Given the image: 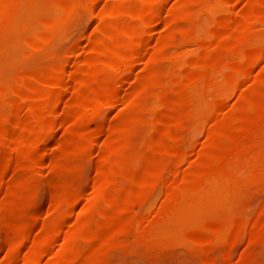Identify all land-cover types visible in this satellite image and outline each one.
Here are the masks:
<instances>
[{
    "label": "bare ground",
    "instance_id": "obj_1",
    "mask_svg": "<svg viewBox=\"0 0 264 264\" xmlns=\"http://www.w3.org/2000/svg\"><path fill=\"white\" fill-rule=\"evenodd\" d=\"M99 1L100 0H56L57 4H55V7L57 10L63 13V16L56 17L49 14V17H44V19L41 21L40 27H33V25L31 26V24L33 19H36V17L33 16H38V14L43 11L41 9V4L44 3H40L38 0H13L10 3H4L0 1V55L5 46H7L8 48L10 47L8 45L9 42L16 43L20 39L23 41V45L20 43L21 41H19L22 46L27 45L26 48H23L25 49L24 51H26V49L29 47L36 51H40L46 44L50 43L54 39V37L56 36L54 35L55 31L58 30L60 25H63L64 23L68 24L71 20H78V6L80 4L85 6L94 4L92 5V7H94L97 5V2L99 3ZM102 1L103 0H101L100 5L103 4ZM108 1H126L127 4L126 6L124 5L125 7L119 14L112 13L106 3L101 8H99L96 17L97 21H99L100 24L96 28L94 27L95 29L92 26L93 31H91V28H89L90 33H86L84 40L81 41L83 43H78L77 45L80 53H82V51H84L86 55L88 51L90 53H93V59L89 61H83V64L77 62L78 59H74V61L76 62H72L73 64L70 67H67V65L62 63L61 60L59 61V57L57 58V54L55 52L56 55H53L54 59L51 60V63L49 65L46 64L47 66L45 68H38L33 70L28 68V71L21 72L13 79H10L11 77L8 79H6V77V80L0 79V188L3 189L4 199L1 198L3 200V203H5V199L9 195L17 194H13L15 189L12 188L11 182H8V180L5 178L7 177L6 175L11 171H15L18 173L30 163L38 165V163L42 160L43 154H36V147L47 139L49 133L52 131V128L57 125L61 126V124L65 126V121L70 114V116H72L73 114L72 112L70 113V110L74 111L72 110V108H74L76 111L77 108L75 107H84V109H86L88 112L86 116L95 120L96 123L99 122V132L101 134H105V139L103 140L101 138L103 142L102 140L99 141L100 148L96 152L97 156H95L96 177L94 178L95 180H93V182L91 183V187H96L97 191L95 192L94 198L92 197V202H88L89 204H85L87 206L84 205V208L81 207L80 209L82 210H78V213L80 211V217L89 216L92 213L94 214L96 211H98L97 205L99 204L100 207L101 205L105 206V208L103 207L105 211H102V213L99 212V222H97L98 224L93 230H80L76 233L75 230L72 231L71 229L69 231H65L64 233L62 232V234H60L61 232L59 233L58 231H54L55 233L53 232L52 235L45 236L46 231L48 230L47 228H45L47 230L42 233V235L44 236L40 243L36 245V242L34 243L33 240V243H31V245L33 246L34 244L38 246V249L40 248L41 250L51 245H54V248L56 246V251H60L57 254L59 255L60 253L61 256L56 259H52L51 261L48 259V261L50 262L47 264H89L99 250H111L121 244H125L128 239H131L136 235H143L156 231L158 223L163 221L169 213L176 210L181 201H184L189 195L201 194L202 192L206 191L207 188L212 187L216 180H234L231 177L241 175L242 169L244 170V168H242V164L244 163V165H246L247 167L250 166L249 171H251V174L249 172L247 174H261L262 176H264V146L260 145V142L264 144V135L262 134L264 132V78L262 79L260 77H257V79L253 76L252 80L250 81V85L251 83L253 85L254 82L252 81L255 78L254 81L255 83H257V86H255L253 90L250 89L251 91H247L245 89L248 87L247 83L245 82L249 81V77L247 78L246 72H248V70L259 59V57L264 54V46L257 45V43L255 42L258 34L262 30H264V12L262 13L263 15L253 17L248 16V18H246L245 15L243 17L241 16V13H238L237 17H242L240 18L242 19V21L239 19L241 21H239L240 23H238V21H233L232 23L230 20H219L216 23L215 28L207 29L206 27L203 26L204 28H202L201 26L199 28L196 27L193 29H185L184 32L182 31L183 40L181 46L179 45L180 47L177 49V53H175L178 59L177 61L185 59V57H187L190 53L194 54L193 52L195 50L193 49V46V48L191 49L192 51L187 48L189 44L194 45L198 48V50H202L203 53L199 56H196V54L192 55V57L186 61L181 60L184 64H187L189 65V67L191 66L193 69H195L196 72H192L191 70L193 69L191 68H189V70L191 69L190 71L192 73H188V70L184 73L177 72L176 70V72H174L172 76V88L176 90L177 93H183L186 96V100L179 103L162 101L161 107L162 109L171 113L175 112L187 117L194 116L196 115L197 109V106L195 105L196 100L197 98L201 99L202 96H204L206 98H210L209 101H207L206 99L207 103L203 105L200 104V106L202 105L200 107L201 114L206 115L210 113L215 107L213 106L214 102L212 103L215 95L223 96L225 94V91L230 89V87H232L233 85H236L238 81H245L242 84H246L247 87H244L246 91H240V100L238 101V105H234V108H232L231 110H227V113L222 114L221 116L219 115L221 114V112L219 113L217 111L219 113L218 114L216 112L219 115H217L218 120L220 117L221 119H225L221 122L216 121L217 123L214 121L215 124H212L213 126L211 125L212 129L208 131L207 136V140L209 143L207 148H210V152L212 149L222 152L221 154H234L236 152H244V163L241 164L239 162H234L236 159L234 161H229L224 155V157L228 161L211 159L201 168H199L194 175L188 174L187 172H184L180 175L178 166L184 158V153L182 150H176L175 147H173V143L179 140L185 125L184 121L182 120V122L180 120L173 121L170 117H168L165 119V121H163L158 134L162 137L168 138L171 141L172 145L169 147L170 149L166 151H168V154H170L174 161L172 162L170 168V176L168 178H164V203L161 209L154 214L153 218L146 224L142 223V218H144V215L141 212V208L145 206L148 195H150V193H152L158 187L160 181L163 180V170L148 172V170L145 169L146 167L144 168V166V169L142 170H137L135 168L136 166H131L132 168L128 172L126 171L122 173L116 187L107 189L101 188L103 187L102 182H104V180H102L101 182V175L103 176L105 174L104 177L107 175L109 176L116 168L121 167L123 164L127 165L131 162V153L116 155L113 150L114 141L120 139L121 135L123 134L122 132L124 131L123 128H121V124L119 125L117 124V122L109 123V119L108 123H106L105 121L100 122V117H102L107 110L112 109V107L117 102L120 101L119 103H122L121 101L124 100L121 92L120 94L118 92V82L126 79L128 80L129 78L133 79L132 74L135 78L136 74L133 72L136 66H139L138 69L141 70L142 67H145L143 65H146L147 67L149 65L151 67L150 64L152 63L163 60L167 61L166 59H169V55L175 57L174 54H169L170 51H168V47L171 46L168 45L170 41L168 38H166L165 35H163L165 36V38L157 37L158 39L154 40L155 37L153 38L152 33L153 26L158 25L157 23L160 22H162L163 27H168L170 25L175 26L173 25L175 21L183 16H188L190 14L192 15L194 12L208 13L214 7L226 4L224 0H187L183 4H180V0L179 2H170L171 4L169 3L170 5H167L166 7L168 8V10L166 9V12L165 9H163L165 6L161 8V4L164 0ZM48 2H50V0ZM48 2H46V4ZM247 3L249 5V2ZM230 4H232V2H230ZM260 6L258 5V7ZM113 7L111 9H113ZM247 8L250 9L249 7ZM93 9L95 8H92V12ZM114 9L118 8L115 7ZM160 9L164 10L163 20H161L162 17L160 18ZM249 11H251V9ZM246 12L244 14H246ZM44 14L46 15V12ZM92 15L95 16L94 13H92L90 16L91 18H93ZM189 17L190 16H188V18ZM75 18L77 19L75 20ZM94 19H92L93 22L96 21H94ZM195 19L197 20V18ZM227 19H229V17H227ZM180 21L181 20H179L178 22L176 21V23L179 24ZM97 23L98 22H96V24ZM189 25H191V23ZM191 26L193 27V25ZM167 33L169 34L168 31ZM224 39H231V41L233 39L235 43L232 46H225L223 43L224 41L222 42V40ZM244 43H247L250 46L253 45V47L251 48L252 50L249 51L248 54H246V59H243L244 57L242 56L241 51V47L244 46ZM19 48L22 49V47ZM169 49L171 50V48ZM210 49H214L216 52L213 55H209L210 53L208 52L210 51ZM8 51L9 49L7 50V52ZM12 51L13 50H11V52ZM48 52L49 51H47V53ZM75 52L79 53L76 50ZM93 54L88 55L91 56ZM30 55L31 53L28 56ZM22 56H25V58L27 57L25 52L20 54L21 58ZM49 58H51V56ZM46 59L48 58L46 57ZM63 59L64 58L62 57V60ZM79 61H82V58ZM5 63L6 62H3V65ZM159 64L161 63L159 62ZM6 65L7 64H5L4 66ZM177 66L179 69V67H181V62L177 64ZM101 68L108 69L109 74L106 77L107 79H104L106 82L102 81L104 82V84L95 86L94 84L96 82L94 83V81H92L93 78L91 76L94 77L95 73L97 74V72ZM7 70L8 69L5 68V72ZM262 75H264V73H262ZM246 78L247 80H244ZM149 79L152 78L149 77ZM110 81L113 82L112 86H108V83ZM128 81L130 84L131 80ZM154 81L155 88L153 90L149 87H146L144 89L143 86V90L139 93V95L136 92L137 89L136 91L134 90L135 94H133L134 92L131 93V91L133 90V86H130L129 88L126 87L128 91L132 88L130 90V95H138V98L135 101H133V99L129 97V99L132 100L129 106L131 107V110L144 109L145 107L142 100L145 97L147 98L149 95L154 94L157 89L163 87L160 81ZM123 91L125 93V90ZM89 93H91L92 96H89ZM222 100L223 98L217 101V103L221 102ZM126 101H124V103H126ZM123 105L124 104H121L122 108ZM73 118H75V116H73ZM81 118L86 117L82 116ZM71 120L73 119L71 118ZM67 121L66 123H68ZM120 121L122 120L120 119ZM234 122L243 123L244 126H234ZM254 135L257 137L254 138ZM58 136H60V134ZM58 136L56 135V137L53 139L55 145L59 144L60 142L61 137ZM96 141H98V138ZM97 146L99 145L97 144ZM156 150L163 151L164 147L159 145ZM52 152L55 153L54 150ZM149 152L152 153L153 151ZM136 162L134 161V163ZM105 166H107V170ZM155 166L159 165L154 164V167ZM159 167L161 168V166ZM11 176H13V174ZM13 187H15V184ZM55 189L56 188L52 186L50 191V198L54 200H56L57 198ZM72 203L69 205L70 212L72 211L73 207H75L73 206V204L75 205V203ZM76 212L75 217L78 214ZM263 220L264 214L260 213L254 220L250 221L248 227H246L244 224H241L238 227L237 239L244 240L246 244L250 246L253 244L258 245V243L264 242V235L257 239L251 236V231L254 230V228L257 227ZM115 224L121 225V232L114 235L107 234V229L112 225L115 226ZM15 227L10 226L9 228L6 227V229L3 228V231L0 233V240L3 244L9 245L10 241L13 240L12 238L18 233L20 229L18 230V226ZM225 231V225H221L215 230H210L208 233L209 236H207L208 240L206 239V245H211L213 241L217 237L224 234ZM38 233H40V231ZM58 237H61L60 241L58 240ZM39 238L41 239V237ZM80 243H84L86 245V251L83 255L80 253ZM13 251V255L18 256L15 252L17 250L14 249ZM28 253L29 251L27 252V254ZM40 254L41 253H39L38 251H36L35 253H31V255L28 254L29 256L25 261L23 260V258H25L24 254L23 256H20L23 257L21 261H23L24 264H39ZM4 257H6L7 261H9L7 256ZM12 258L13 257L11 256V259ZM14 258L15 260L18 259H16V257ZM4 259L5 258H3V260ZM44 263L46 264V262ZM5 264L8 263L6 262ZM9 264L11 263L9 262Z\"/></svg>",
    "mask_w": 264,
    "mask_h": 264
},
{
    "label": "rangeland",
    "instance_id": "obj_2",
    "mask_svg": "<svg viewBox=\"0 0 264 264\" xmlns=\"http://www.w3.org/2000/svg\"><path fill=\"white\" fill-rule=\"evenodd\" d=\"M0 1L4 3L6 2L10 3L13 0H0ZM38 1L40 3L41 2L44 3L41 4L42 6L40 5L41 9L43 10L42 11L43 13L41 12L40 14H38V16H33L36 17V19H33L31 26L33 25V27H40L41 21L44 19V17L45 18L49 17L48 16L49 14L54 15L56 17L63 16V13L57 10L55 7V4H57L56 0L53 1L50 0V2H48L49 0L46 1L38 0ZM174 1L179 2L180 0H173V1L164 0L161 4V8L165 6L163 9H165V11L166 9L168 10V8H166L167 5H170L171 4L170 2L174 3ZM185 1L187 0H181L180 4H183ZM46 2L48 3L46 4ZM102 2L103 4L100 5L101 4V0H100L99 3L97 2V5L95 4L96 6L94 7H92V5L94 4L92 5L89 4L90 6L88 5L85 6L80 4L78 6V16H77L78 20H76L77 18H75L76 21L73 20L74 21L73 22L71 20L69 22L70 25L69 23L68 24L64 23L65 25L64 24L60 25L58 30L55 31L54 35L56 36L54 37V39L50 43L46 44L44 46L45 48L43 47V49H41L42 51L41 50L36 51L30 48L29 46L28 47L30 49L27 48L26 51H24L25 49L23 48H26L27 45L22 46L23 41L21 39L18 40L16 43L9 42L11 43V44L8 43L10 47L8 48L7 46H5L0 55L1 56L0 79L6 80L10 77H11L10 79H13L21 72L28 71L29 70L28 68H30L31 70L38 68H45L47 65L51 63V60L54 59L53 55L55 54V52L57 54V58L59 57L58 58L59 61L61 60V62L67 65V67H70L74 62H76L74 61V59H78L77 62L81 64L84 63L83 61H89L93 59L94 58L93 53H90L88 51L86 55V53H84V51L82 50H81L82 53H80V51L77 48V45L78 43L79 44L83 43L81 41L84 40L86 33L87 34L90 33V30L93 31V28L94 27L96 28L100 24L99 21H97V17H96L99 8H101L106 3V5L110 8L112 13L119 14L127 4L126 1L109 2L108 0L107 1L103 0ZM224 2L226 3L225 5L222 4L221 6L214 7L208 13L194 12L192 14L193 17L191 14L188 15L190 16L189 18L188 16H183L178 20H176L177 22L181 20L179 24L176 23L175 21V23L173 24L175 26L172 25L168 27L164 26L165 27L164 28L162 26V22L157 23L158 25H154L152 29L153 38L155 37L154 40H157L158 39L157 37L165 38L166 36V38H168L170 41L168 46H171L168 47V51H170L169 54L175 55V53H177V49L181 46L183 40L182 31L184 32L185 29L186 30L193 29L196 27L199 28L201 26L202 28L206 27L207 29L215 28L216 23L219 20H224V21L230 20L232 23L233 21L236 22L238 21V23H240L242 21V19H240L242 18L241 16L244 17L245 15L246 18H248V16L253 17L258 15H263L262 13L264 12V0H256V2L255 0H249V1L224 0ZM230 2H232V4H230ZM247 2H249V5ZM258 3H260L261 6ZM257 4L260 7H258ZM45 6L46 9L48 8L47 11L45 9ZM112 7L113 9H111ZM115 7L118 9H114ZM247 7H249L251 11H249L250 9H248ZM92 8H95L93 9V12H92ZM163 9L162 10L160 9V18L162 17L161 20H163V13H164ZM52 11L53 13L54 12L55 13L53 14ZM45 12L46 15L44 14ZM91 12L94 13L95 15V16L92 15L93 18L90 17L92 14ZM245 12L246 14H244ZM238 13H241V16L239 18L237 17ZM194 14L195 15L197 14L196 17ZM227 17H229V19H227ZM182 18L184 19V21ZM195 18H197L198 21ZM92 19L96 21L93 22ZM96 22L98 23L96 24ZM188 22L189 24L191 23L193 27L189 25ZM189 26L192 28H190ZM154 27H155V32H154ZM89 28L91 29L89 30ZM167 31L169 32V34L167 33ZM161 35L162 36L165 35V36L162 37ZM19 41H21L20 43L22 45L19 43ZM229 41L233 43H230ZM222 42L224 43L225 46L227 45L232 46L235 43L233 39L232 41L231 39H224L222 40ZM255 42L257 43V45L264 46V30H262L258 34V37L256 38ZM19 47H22V49H20ZM252 47L253 45L250 46L249 44L244 43V46L241 47L242 56L244 57L243 59H246L245 56L246 54L249 53V51L252 50L251 49ZM169 48H171V50ZM187 48L190 51H192L191 49L193 48L195 51L193 50L194 54L190 53L191 55L189 54L187 57H185V59H181L183 61L190 59L192 55L196 54V56H199L203 53L202 50L200 49L198 50L197 47L191 44H189ZM8 49L9 51L7 52ZM11 50H13L14 52L13 51L11 52ZM75 50L78 51L80 55L79 53H76ZM47 51L49 52L47 53ZM24 52L26 53L27 57L25 58V56H22L21 58L20 54ZM29 52L31 53L30 56H28L30 54ZM215 52L216 51L214 49H210L208 53H210L209 55H213ZM88 54H93V55L90 56ZM50 56L51 58H49ZM80 56L82 58V61H79L81 60ZM46 57L48 59H46ZM62 57L64 58L63 60ZM166 60L167 61L165 60L159 61L161 64H159V62L152 63L156 67L153 66L152 64H150L151 67L149 65L148 67L146 65H143L145 67L144 68L142 67L143 69L141 68V70H139L138 69L139 66L138 67L136 66L133 72L136 74L135 78L132 74L133 79L131 78L128 79L132 81V82L130 81V84L127 79L118 82L119 83L118 92L119 94L121 92V95L124 98V100L122 99L123 101H121L122 103H119L120 101L117 102L113 106L114 108L112 107V109L107 110L105 114L102 117H100V122L105 121L106 123H108V119H109V123L117 122V124L119 125L121 124V128H123V130L125 131L122 132L123 134L121 135L120 139L114 141L113 144L114 153L116 155L131 153V159H130L131 162L127 164L130 167L123 164L121 167L116 168L109 176L107 175L104 177L105 174L103 176L102 175L100 176L101 182L102 180H104V182H102L103 185V187H101L102 189L116 187L118 185V182L120 180L119 178L122 175V173L126 171L128 172L133 166L134 167L136 166L135 168L137 170L140 169L142 170L146 167L145 169H147L148 172L163 170V180L160 181L158 187L152 193H150V195H148L145 206L141 208V212L144 215V218H142V223L144 224H146L149 220L153 218L154 214L161 209L164 203L165 200L164 178H168L170 176V168L172 162L174 161V159L170 156V154H168V151H166L170 149L169 147L172 145L171 141L168 138L162 137L158 134L163 121H165V119L168 117H170L173 121H177V120L184 121L185 127L182 132V135L180 136L179 140L173 143V147H175L176 150H182L184 153V158L179 163L178 166L180 175L183 174L184 172L194 175L199 168H201L211 159L219 160V161L221 160L234 161L236 159L234 162H239L242 164L244 163L243 162L245 155L244 152H240V153L236 152L234 154H225V153L221 154L222 152H219L215 149H212L213 151L211 150L210 152V148L209 149L207 148L209 145L207 140L208 131L212 129L211 125L212 124L214 125L216 121L221 122L225 119V118L221 119L220 117L218 120L219 115L221 116L222 114L227 113V110H231L232 108L235 107L234 105L236 104L238 105L239 103L238 101L240 100L239 95L241 90L242 91L245 89L247 91L253 90L255 86H257V83H255L254 81L255 78L257 77H260L262 79L264 78V75H262V73H264V66H263L264 54H262L259 57V59L256 61V63L248 70V72H246L247 78L249 77L248 78L249 81L246 82L243 81V82L247 83L248 87L246 86L245 83H244L245 85L242 84L243 82L240 80V82L238 81L236 85H233L232 87H230V89L226 90L223 96L215 95L214 99L212 100V103L214 102L213 106L215 107L210 113L206 115L201 114L200 107L203 104L207 103V101H209L210 98L209 97L206 98L204 96H202L203 99L197 98V100L198 99L199 100L197 101L195 99L196 100L195 105L197 106L196 115L187 117V116H182L175 112L171 113L162 109L161 102L167 101L170 103H179L185 101L186 96L183 93L180 92L177 93L176 90L172 88L171 86L172 76L174 72H176V70L177 72H182V73L187 72V70L189 71L188 73H192L193 71L196 72V70L193 69L191 66L189 67V65L184 64L181 60L177 61L178 59L176 55L175 57L169 55V59ZM3 62H6L5 64L7 65L4 66L5 64L3 65ZM178 62L179 63L181 62V67H179L180 70L178 69L177 66V64H179ZM182 64H184L185 66ZM261 66L263 71L261 70ZM5 68L8 69L6 71L8 74L5 72ZM189 68L193 69V70L190 69L192 72L189 70ZM108 72H109L108 69L101 68L97 72V74L95 73L96 76L93 74L94 77L91 76L93 78L92 81H94V83L96 82L95 84L94 83L93 84L95 86L104 84V82L102 81H105L107 79L106 77L109 74ZM253 76L255 77L254 80L252 81L254 83L253 85L252 83L250 85V81L252 80ZM149 77H151L152 79H149ZM247 78L244 80H247ZM154 80L160 81L163 87L157 89V91L154 94H151L147 98L145 97L142 100L145 107L144 109H139V110L134 109L135 111L131 110V107H129L130 103L132 102L131 99L135 101L138 98L139 93L143 90V86L144 89L146 87L147 88L149 87L150 89L153 90L155 88ZM98 82H100L101 84ZM112 85L113 82L110 81L108 83V86H112ZM130 86H133V90L131 91V93L134 92L133 94H135V91L137 89L136 92L138 95L137 94L130 95L131 94L130 90L132 88L129 89V91L126 88V87L129 88ZM122 87L123 90H125V93L122 90ZM244 87L247 88L244 89ZM88 95L92 96L91 93H89ZM129 97H131V99H129ZM125 98L126 99L128 98L127 101ZM222 98L223 100L217 103V101H219ZM124 101H126V103H124ZM121 104H124L125 106L123 105L122 108ZM200 104L202 105L200 106ZM119 105L121 106V108ZM75 108H77L76 111L74 108H72V110L74 111L70 110V113L72 112L73 114L72 116H70L71 114L69 113L70 115L67 118V120L68 119L69 120L68 121L66 120L68 123H66L65 121L64 123L65 126L62 124L61 126L56 124L57 126L52 128V131L49 133L47 139L36 147V154L38 155L43 154L42 160L39 162L40 164L38 163V165L37 164L35 165L33 163H30L18 173L15 171H11L6 175L7 177H5L8 180V182H11L12 188L15 189L13 194L14 193L17 194L9 195L5 199V203L7 202L5 204L2 202L3 201L2 199H4L3 189L0 188V204H1L0 233L3 231V228L6 229V227L9 228L10 226L11 227L18 226L19 227L18 230L19 229L20 230L12 238L13 240L11 239L12 241H10L9 245L3 244L0 240V264H5L6 262L8 264L9 262L11 264L23 263V261H21L23 257L20 256H23L25 254L24 256L25 258H23V260L25 261L26 258L29 255H31V253H35L36 251L41 253L39 255L40 257L42 256L41 258L39 257V261H40L39 264H45L44 262H46V264L49 263L52 259H56L59 256H61V254L60 253L59 255L57 254L60 251H56L57 248L56 246L54 248V245H51L53 247L51 246L46 247L43 250H41L40 248L38 249V246L36 245H38V243H40V241L42 240L44 236L42 235L43 232H45L48 229L46 231L45 236H49L52 235L54 231L55 232L58 231L59 233L61 232L60 234H62V232L64 233L65 231H69L71 229L72 231L75 230L76 233L77 231L80 230H86V229L93 230L98 224L97 222H99V214L102 213V211H105L104 209L105 206L101 205L100 207L99 204L97 205L98 211H96L94 214L92 213L89 216H82L83 218L79 216L80 211L82 210L80 208L81 207L84 208L85 206H87L85 204H89L88 202L91 203L92 197L94 198L95 192L97 191L96 187H91V183L93 182V180H95L94 178L96 177L95 156H97L96 152L100 148L99 141L105 139V134L103 133L101 134L99 132L98 119H97L98 123H96L95 120L91 119L90 117H87L86 114H88V112L86 109H84V107H80V108L75 107ZM217 111L219 113L221 112V114H219ZM73 116H75V118H73ZM82 116H85L86 118H81ZM70 117L73 120L76 118L79 119L73 121L71 120ZM120 119L122 121H120ZM233 124H235L234 126L236 125L244 126V124L240 122H234ZM156 133L158 136L156 135ZM59 134L60 136H58ZM262 134L264 135V132ZM56 135L58 137H61L59 144H57L59 147L55 145L53 141ZM256 137L257 136H255L254 138ZM97 138L98 141H96ZM97 144L99 146H97ZM156 145L163 146L165 151L156 150V148L158 147ZM260 145L264 146L262 142H260ZM52 149L55 151V153L52 152L53 151ZM149 151H153V152L151 153ZM224 155L228 160H226ZM230 155L234 158H232ZM230 157L232 160L230 159ZM133 160L137 162L134 163ZM142 161L144 162V165ZM154 164L161 166V168L159 166L154 167ZM244 164H242V168H244V170L242 169L241 175L231 177L234 180L232 181L226 179L216 180L214 185L210 188H207L206 191L197 195L196 194L189 195L184 201H181V203L178 205L176 210L169 213L163 221L158 223L156 227L157 229L156 231L150 232L148 234L136 235L135 237L128 239V241L125 242V244H121L111 250H103V251L99 250L89 264H209V261L210 264H264V242L262 243L257 242L258 245L253 244L250 246L247 245L244 240L237 239L238 227L241 224H244L246 227H248L250 221L254 220L258 214L260 213L264 214V176H262L261 174H255V175L247 174L248 172L249 173L251 172L249 171L250 166L247 167ZM106 167L107 166H105V168ZM11 173L15 178L11 176L12 175ZM9 177L11 180L9 179ZM14 184L15 187H13ZM52 186L56 188L55 189L57 193L56 200L50 198V191ZM72 202L75 203V205ZM71 203L75 207H73L72 211L70 212L69 205ZM78 210H80L79 213ZM75 212L78 213L76 215L78 220L75 217ZM221 225L226 226L225 233L217 237L211 245L209 246L206 245L207 244L206 239L208 240L207 236H209L208 235L209 231L215 230L216 228H219V226ZM59 228L61 229V231ZM121 230H122L121 225L115 224V226L112 225L111 227H109L106 233L109 235H114V234H119ZM39 231L40 233H38ZM262 235H264V220L257 227H255L254 230L251 231V236H253L256 239L260 238ZM39 237H41V239ZM60 239L61 237H58L59 241ZM33 240L34 243L36 242V245L33 244L34 248L31 245V243H33L32 242ZM14 249L17 250L15 252L18 256L13 255ZM79 249H80V253L83 255L84 252L86 251V245L84 243H80ZM28 251H29L28 253L29 255L27 254ZM55 252L57 255L55 254ZM4 256H7L9 261H7L6 257ZM11 256L13 258L16 257V259L18 258L19 260L18 259L15 260V258L11 259ZM3 258L5 259L3 260ZM48 259L50 261H48Z\"/></svg>",
    "mask_w": 264,
    "mask_h": 264
}]
</instances>
